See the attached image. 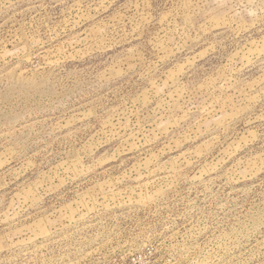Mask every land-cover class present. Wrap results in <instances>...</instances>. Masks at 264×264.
Listing matches in <instances>:
<instances>
[{"label":"rangeland","instance_id":"1","mask_svg":"<svg viewBox=\"0 0 264 264\" xmlns=\"http://www.w3.org/2000/svg\"><path fill=\"white\" fill-rule=\"evenodd\" d=\"M0 264H264V0H0Z\"/></svg>","mask_w":264,"mask_h":264}]
</instances>
